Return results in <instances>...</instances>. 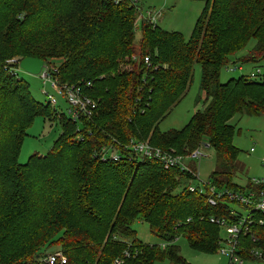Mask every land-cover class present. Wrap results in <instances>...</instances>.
Here are the masks:
<instances>
[{"label":"trees","instance_id":"16d2710c","mask_svg":"<svg viewBox=\"0 0 264 264\" xmlns=\"http://www.w3.org/2000/svg\"><path fill=\"white\" fill-rule=\"evenodd\" d=\"M190 1L204 5L184 39L150 22L137 24L136 0H0V264H39L49 245L60 248L66 264H112L125 252L130 256L122 264H186L178 238L195 251L217 252L222 229L210 219L230 224L233 218L228 200L210 205L209 188H253L250 180L244 187L233 181L244 169H238L229 121L237 114H264V75L226 83L219 76L231 60L264 65V0ZM251 41L247 53L236 57ZM24 57L55 64L59 85L89 83L86 93L97 109L81 122V141L78 124L61 115L50 151L20 165L26 130L38 116L52 119L50 104L36 102L7 62ZM193 65L200 68V108L182 129L160 131L158 122L186 94ZM130 138L178 154L208 146L215 155L210 187L189 191L190 175L155 160L99 159L103 147ZM33 183L43 196L33 198ZM27 187L32 196L24 194ZM253 189H264V177ZM253 219L249 234L239 239L248 260L254 248L264 255V216ZM135 221L147 223L159 243L140 242Z\"/></svg>","mask_w":264,"mask_h":264},{"label":"rangeland","instance_id":"374dc122","mask_svg":"<svg viewBox=\"0 0 264 264\" xmlns=\"http://www.w3.org/2000/svg\"><path fill=\"white\" fill-rule=\"evenodd\" d=\"M138 6L137 24L143 22H149L146 18H143L141 13L146 16V13L151 12L155 16V25H158L166 32H178L181 33L184 39H187L194 26L195 21L199 18L202 12L203 2L190 1V0H136ZM142 11V12H140ZM142 20V21H141ZM139 30L136 33V40L139 39ZM251 41L246 48L237 54L236 57L244 56L247 50L252 46ZM15 58L8 60V63L14 64V73L18 75L23 81H26L30 89V93L36 102L47 104L46 93L52 96L58 102V106L51 110V120L38 116L33 121L32 125L26 130V137L21 144V150L18 156L20 165L26 164L27 159L32 155H38L42 157L53 147V143L60 135L61 130L59 126L60 116L58 111L66 114L67 106L65 101L57 94L49 83H45L42 78L30 73H24L19 69L18 64L20 61H15ZM240 65L243 70L231 71L233 66ZM44 66L48 67V70L56 69L57 66L44 63ZM264 66V65H263ZM255 66L249 63H240L235 60H231L229 64L222 69L219 81L226 83L230 78H237L240 75H245L247 72L252 71ZM193 75L190 86L187 89L186 94L182 97L171 111L170 114L163 120L158 122L157 127L160 131L166 132L173 129H182L195 113L196 109L200 108L201 102L196 103L198 98H202L200 94V68L197 65H193ZM196 103V104H195ZM94 115V114H93ZM229 125L235 126V134L232 138L233 145L238 149L239 156L238 162L240 166L238 169H244L241 174V178L235 180L236 184L242 182L243 179H262L264 177V114L259 116H250L248 114H237L229 121ZM252 150L250 151V149ZM209 148H204L203 159L197 162L195 165L191 163V167L194 171H197V178L193 181V185L199 184L204 186L206 183H210L209 178L215 168V155ZM65 171V170H64ZM39 189V183L30 184L28 186L38 196H43V193L37 192ZM241 186V185H240ZM24 189L25 195H30V190ZM43 190V189H42ZM32 196V195H30ZM134 231H136V238L143 244H158L159 240L152 235L149 231L147 223L135 221L132 225ZM221 238H225V230L220 233ZM175 245L179 248V255L185 260L186 264H228V259L224 255H219L217 252L208 254L201 253L190 249L189 245L183 238H178ZM223 246L225 244L223 243ZM45 247V246H44ZM42 247L41 252L45 250V254L58 253L60 248L55 245H49L47 248ZM40 252V253H41ZM44 253V252H43ZM42 254V253H41ZM45 256V255H43ZM154 264H172L168 260L155 262ZM244 264H257L255 261H245Z\"/></svg>","mask_w":264,"mask_h":264},{"label":"built area","instance_id":"2783aa9c","mask_svg":"<svg viewBox=\"0 0 264 264\" xmlns=\"http://www.w3.org/2000/svg\"><path fill=\"white\" fill-rule=\"evenodd\" d=\"M142 15V14H141ZM143 18H146L152 24H155V16L148 12L146 16L142 15ZM144 64L146 68L150 66L149 58H144ZM231 71H242L243 68L238 66H233L230 68ZM56 73V69L48 70L47 66L40 71V77L45 83H49L50 86L56 90L57 94L65 101L67 110L66 116L78 126L76 130L78 131L77 137L81 141L83 139V130L82 123L86 118H92L97 109V100L92 96H89L86 93V88L90 87L89 83L81 84H64L59 85L56 80L53 78V75ZM264 75V66L254 67L252 71L247 72L244 76L249 80H260ZM47 101L55 110V107L58 106V102L52 96L46 93ZM115 145L103 147L99 154V159L103 161H119L123 156L132 159L138 158L139 160H155L161 164L162 168L165 170L178 169L183 174H188L192 179L188 183V190L194 191L196 189L202 190L205 186H209L206 183L204 186L195 184L193 181L197 178V171H194V168L191 167V163L194 165L201 161L204 155V148H209L208 146H198L193 150L188 151L187 154H178L173 150H165L162 148H157L150 144L147 140H138L135 138H130L128 142L120 144L118 142L114 143ZM252 148L250 149V151ZM250 184L252 187H258L263 184L262 179H251ZM210 187V186H209ZM253 188H246L244 190H223L219 193L213 192V189L210 187V193L213 195V198H209L211 206H216L220 199L228 200L230 204V213L233 220L230 224L220 218L214 219L211 218L210 222L225 230V238H220L219 247L217 253L219 255H224L228 259V264H244L245 261H255L257 264H264V255L259 249L250 250L249 255L253 259H244L241 257L242 246L239 243L241 235H247L250 231V226L254 223L253 215L259 214L264 216V189H259L255 191ZM218 201V202H217ZM262 223L261 220L258 222ZM255 239L252 238V241ZM176 242V241H175ZM223 243L225 246H223ZM166 243H162L161 246L166 247ZM130 254L125 252L123 258H128ZM123 258L118 257L115 259L112 264H122ZM39 264H66V257L64 254L59 251L58 253L45 254L41 259L38 260Z\"/></svg>","mask_w":264,"mask_h":264},{"label":"water","instance_id":"95a60500","mask_svg":"<svg viewBox=\"0 0 264 264\" xmlns=\"http://www.w3.org/2000/svg\"><path fill=\"white\" fill-rule=\"evenodd\" d=\"M18 67L20 70H22L24 73H30L32 75H40V71L42 68H44V61L41 59H34V58H28L24 57L19 64Z\"/></svg>","mask_w":264,"mask_h":264},{"label":"crops","instance_id":"0c3cea01","mask_svg":"<svg viewBox=\"0 0 264 264\" xmlns=\"http://www.w3.org/2000/svg\"><path fill=\"white\" fill-rule=\"evenodd\" d=\"M140 12H142V11H140ZM58 115H59L60 117H61V115H62V116H64L65 118H67L68 120H70V119L68 118V116H66L64 113H61V112L58 111ZM39 157H40V156H39ZM239 178H240V177H239ZM253 179H255V178H253ZM235 180H237V179H235ZM235 180H233V181L235 182ZM248 180H251V179H248ZM248 180H247V179H246V180L243 179L242 182L239 183V184H240L241 186L244 187V186L247 185L246 183L248 182ZM235 183H236V182H235ZM237 184H238V183H237ZM222 233H223V231H222ZM251 262H252V261H251Z\"/></svg>","mask_w":264,"mask_h":264}]
</instances>
